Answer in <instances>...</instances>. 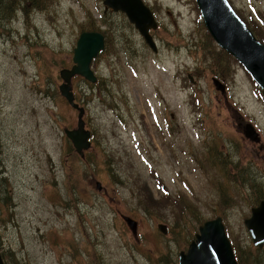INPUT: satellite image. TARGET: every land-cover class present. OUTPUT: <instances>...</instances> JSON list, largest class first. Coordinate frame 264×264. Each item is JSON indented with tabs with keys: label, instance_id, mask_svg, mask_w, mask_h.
Here are the masks:
<instances>
[{
	"label": "rangeland",
	"instance_id": "rangeland-1",
	"mask_svg": "<svg viewBox=\"0 0 264 264\" xmlns=\"http://www.w3.org/2000/svg\"><path fill=\"white\" fill-rule=\"evenodd\" d=\"M13 1L0 7L4 263L177 264L199 225L220 217L241 256L264 264L243 224L264 200V97L241 65L216 58L194 0H143L157 53L103 0ZM228 2L264 42V0ZM89 31L106 48L91 64L98 84L72 81L93 135L81 159L63 134L77 112L58 86Z\"/></svg>",
	"mask_w": 264,
	"mask_h": 264
},
{
	"label": "water",
	"instance_id": "water-1",
	"mask_svg": "<svg viewBox=\"0 0 264 264\" xmlns=\"http://www.w3.org/2000/svg\"><path fill=\"white\" fill-rule=\"evenodd\" d=\"M204 27L217 46L231 55L251 76L258 87L264 91V45L259 43L246 25L236 16L227 0H195ZM103 5L114 12H122L130 24L138 31L145 43L155 51L149 31L157 25L152 13L141 0H103ZM104 50V37L97 32H83L79 35L73 49L72 66L59 71L62 81L59 94L77 112L75 129H64L63 134L71 142L75 153L83 158L90 148L91 134L85 129L84 109L75 103L71 81L78 76L95 84L96 77L91 71V62ZM217 91L224 92L223 85L213 79ZM242 133L251 142L260 139L253 126L242 125ZM97 189L100 186L97 185ZM124 222L136 234L137 224L128 217ZM253 246L264 247V201L250 210L249 218L243 221ZM165 234V226L158 225ZM0 264H4L0 255ZM178 264H237L231 243L226 235L220 217L204 222L189 244L186 252H180Z\"/></svg>",
	"mask_w": 264,
	"mask_h": 264
},
{
	"label": "trees",
	"instance_id": "trees-1",
	"mask_svg": "<svg viewBox=\"0 0 264 264\" xmlns=\"http://www.w3.org/2000/svg\"><path fill=\"white\" fill-rule=\"evenodd\" d=\"M4 1L6 2V3H4ZM9 1L10 0H0V7H4V10L5 11H9ZM12 2H14L13 0H11ZM1 11V10H0ZM206 32V31H205ZM206 39L208 40V41H212V39H211V37L208 35V33L206 32ZM259 41H261L262 43H264L262 40H260V39H258ZM219 54H223V56H219L218 57V55H216V58L218 59V60H220L221 59V57H223L224 59H226L227 60V58L224 56V55H226L223 51H220L219 50V52H218ZM227 57H228V60H231V58L228 56V55H226ZM226 62V61H225ZM77 79V78H76ZM259 93L262 95V97H264V92L263 91H260L259 90ZM251 187H253V185L251 186ZM224 197V198H223ZM223 199H225V200H227V198H226V195H225V193H222V200ZM261 200H263V198H259V201L258 202H256L257 204L261 201ZM253 207V206H252ZM203 223V222H202ZM228 234V233H227ZM228 237H229V239H230V241H231V243H232V245H233V250H234V253H235V256H236V259H237V262H238V264H249L248 263V254H247V259H245L244 257H242L241 256V251L237 248V246H236V244H235V242H234V240H233V238H232V236H231V233H229L228 234ZM3 258V257H2ZM251 260V259H250ZM255 262H258V260L257 259H255V260H252L250 263L251 264H254Z\"/></svg>",
	"mask_w": 264,
	"mask_h": 264
},
{
	"label": "flooded vegetation",
	"instance_id": "flooded-vegetation-1",
	"mask_svg": "<svg viewBox=\"0 0 264 264\" xmlns=\"http://www.w3.org/2000/svg\"><path fill=\"white\" fill-rule=\"evenodd\" d=\"M222 81V80H221Z\"/></svg>",
	"mask_w": 264,
	"mask_h": 264
}]
</instances>
